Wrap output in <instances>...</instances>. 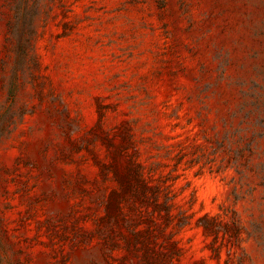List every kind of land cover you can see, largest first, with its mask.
I'll return each mask as SVG.
<instances>
[{"label":"rangeland","instance_id":"1","mask_svg":"<svg viewBox=\"0 0 264 264\" xmlns=\"http://www.w3.org/2000/svg\"><path fill=\"white\" fill-rule=\"evenodd\" d=\"M0 264H264V0H0Z\"/></svg>","mask_w":264,"mask_h":264}]
</instances>
